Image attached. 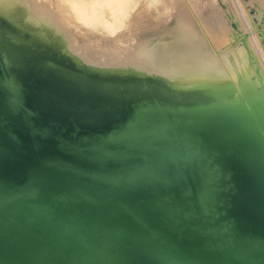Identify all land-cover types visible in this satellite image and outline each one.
<instances>
[{
  "label": "bare ground",
  "instance_id": "6f19581e",
  "mask_svg": "<svg viewBox=\"0 0 264 264\" xmlns=\"http://www.w3.org/2000/svg\"><path fill=\"white\" fill-rule=\"evenodd\" d=\"M68 1L57 0L54 12L44 0H0V91L27 101L24 115L40 122L3 120L0 133L13 128L9 140L21 154L36 138L35 150H47L41 165L64 164L85 178L100 165L103 179L114 173V184L136 176L130 169L156 168L177 209L191 216L188 244L177 252L182 264H264V66L242 21L228 5L230 14L221 12L215 0L202 7L165 0V17H174L168 37L127 41L124 29L109 48L78 42L73 21L114 31L122 20L117 11L125 13L119 4L127 1L107 0L118 4H111L110 18L96 0ZM136 3L128 10L141 16ZM145 21L138 23L149 26ZM253 23L261 42L264 13L262 31ZM52 69L70 90L94 89L103 98L79 104L45 85L38 86L45 93L22 94L9 74ZM17 79L22 89L32 87ZM102 155L124 162L104 165Z\"/></svg>",
  "mask_w": 264,
  "mask_h": 264
},
{
  "label": "water",
  "instance_id": "95a60500",
  "mask_svg": "<svg viewBox=\"0 0 264 264\" xmlns=\"http://www.w3.org/2000/svg\"><path fill=\"white\" fill-rule=\"evenodd\" d=\"M45 73L27 70L15 77L9 71L16 92L22 94L45 93L34 88L45 85L79 104H88L92 94L103 96L81 87L67 92L69 85L59 70ZM18 77L32 87L22 89ZM2 91L0 122L40 123L32 117L28 123L27 101L16 100L11 89ZM12 134L13 128L0 133V264H182L177 252L188 244L184 239L192 232L187 226L191 216L177 209L156 168L130 169L136 176L114 184V173L103 179L100 165L85 178L64 164L41 165L47 150H35L36 138L28 151L16 152L14 140H9ZM101 157L104 165L123 161L114 155Z\"/></svg>",
  "mask_w": 264,
  "mask_h": 264
},
{
  "label": "rangeland",
  "instance_id": "374dc122",
  "mask_svg": "<svg viewBox=\"0 0 264 264\" xmlns=\"http://www.w3.org/2000/svg\"><path fill=\"white\" fill-rule=\"evenodd\" d=\"M44 1L45 2L47 1L48 3H50L51 10L53 8V11L54 12L56 11V8H55L56 5L55 4H56L57 0H44ZM96 1L98 4L100 2L99 7L102 10H105V13L110 18V14H108V13H109V9H110L112 2L107 1V0H105V3L102 0H101L102 2L99 0H96ZM126 1L128 3H131V5L126 4L127 2L119 4V6L123 5V9H125L124 10L125 13H123V11H119V10L117 11V14H119V17H120L119 19L122 18V20L121 21H118V20L115 21L116 25L114 27V31H109L108 29H106L105 27H102L101 24H98V23H93V22L92 23H86L83 20H80L79 18L74 19L73 24H72V28L75 27L76 29L71 28V30H72L76 40L80 43H82L84 41H90L93 43L100 41V42H103L104 44H106L107 47L114 48L113 46H115V45L113 43V37L117 34V32L121 33L124 29L125 30L123 32L127 33V35H126L127 41L128 40L130 41L131 37H134V38H132L134 40H142L143 38L151 39L152 37L153 38L151 40H156V39L168 37L167 28L172 26V24L174 22V17L173 16L165 17L166 12H167V9L164 8V5H165L164 1L165 0H148V1L146 0V1H142V2H141V0H138L137 3H139V4L137 6H141L140 7L141 8L140 9L141 16H135L133 14V12H131V10L135 6V3L137 0H132L133 3L130 0L129 1L126 0ZM183 1L187 2L188 0H183ZM195 1H196V4L198 6L202 7V6H205L206 2L209 0H195ZM67 2H69V1L66 0V3ZM106 3H108V4H106ZM215 3L219 6V8L221 9V12H224L226 14H228L227 12H229V11L226 9L227 7L225 5H228L230 7V9L233 11V13L235 15H237L236 19L233 17L232 18L235 20H238V21L239 20L242 21V25H244L243 28L245 29V31L250 32L249 39L252 42L253 49L255 50L259 60L261 61V63L264 66V32L262 35L259 34V36H261V42H259V39H258L259 37L257 36V32H256V26L253 23V22H255L257 24V29L262 31L261 25L263 22L260 23V21H261V17L263 16V13H264V9H261L264 7V0L263 1L262 0H215ZM113 4L118 5L115 1H113ZM132 4H134V5H132ZM128 9H131V10H128ZM259 10H260V12H259ZM71 13H72V15L73 14L76 15V12L73 13L71 11ZM126 13H127V15H126ZM128 13H129V15H128ZM131 14H132V17H131ZM229 14H230V12H229ZM127 16H129V17H127ZM205 16H206V14H205ZM57 17L58 18L60 17L58 15V12H57ZM124 17H125V19H126L125 21L127 23L124 21ZM141 19L144 21L147 20V23L149 26L143 27V24H139L138 21ZM227 19H228V22H230L229 18H227ZM131 22H133V24ZM135 22L138 23V25H140V26H136L137 29L133 30V29H131L132 28L131 26H134L136 24ZM78 25H80V26H78ZM78 27H80V30L77 29ZM229 27H231L230 23H229ZM64 28L67 29V26H65ZM239 28H240V26H239ZM131 30H133L134 34H132V36L128 37V34L131 35V32H132ZM156 34H158V35H156ZM121 38L125 39L123 36ZM106 39H107V41H106ZM119 44L120 43H117L116 45L118 46ZM245 47L247 48L248 53L252 55L250 48L247 45ZM255 69H259L258 64H256ZM34 88H35V90L39 91L38 86L34 87ZM66 91L67 92H73V90H70V88L66 89ZM96 97H97V99L103 98L100 95L92 94L93 99H96ZM80 98H81V96L76 95V99H80Z\"/></svg>",
  "mask_w": 264,
  "mask_h": 264
}]
</instances>
